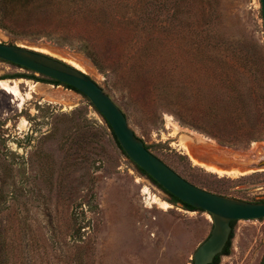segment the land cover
<instances>
[{"label":"rangeland","instance_id":"1","mask_svg":"<svg viewBox=\"0 0 264 264\" xmlns=\"http://www.w3.org/2000/svg\"><path fill=\"white\" fill-rule=\"evenodd\" d=\"M104 1L96 30L0 26V41L91 75L190 182L264 200L261 0ZM1 79L20 94L0 88V264H192L208 212L143 174L81 92L2 59ZM216 264H264V218L237 221Z\"/></svg>","mask_w":264,"mask_h":264},{"label":"water","instance_id":"2","mask_svg":"<svg viewBox=\"0 0 264 264\" xmlns=\"http://www.w3.org/2000/svg\"><path fill=\"white\" fill-rule=\"evenodd\" d=\"M264 20V0H261ZM0 59L66 83L84 94L107 120L125 154L166 191L210 214L212 229L193 253L192 264H213L223 253L233 230L232 222L264 218V202L240 199L204 189L176 172L155 155L129 125L121 107L84 70L33 47L0 41ZM264 166V155L257 163Z\"/></svg>","mask_w":264,"mask_h":264},{"label":"trees","instance_id":"3","mask_svg":"<svg viewBox=\"0 0 264 264\" xmlns=\"http://www.w3.org/2000/svg\"><path fill=\"white\" fill-rule=\"evenodd\" d=\"M64 1L66 0H0V26L10 32L19 31L26 35L30 33L41 35L46 33V30L54 31L57 26L63 30L70 29L75 27L78 20H80L84 27L92 26L93 30H96V28L100 26L103 11L106 6V2L104 0H79L80 3H75L77 0H74V5H70ZM87 42L93 48H98L96 42ZM51 82L63 84L66 87L75 89L72 86L53 78H51ZM104 120L110 129V134L114 138L117 146L121 149L122 153L126 155L121 148L111 126L106 119ZM137 167L143 174L149 176L153 181H155L146 171H144V169L138 165ZM155 182L159 184L157 181ZM159 186L161 185L159 184ZM166 192L170 194L174 203H180L186 209L199 210L181 201L168 191ZM258 202H264V200H259ZM236 222L237 221L232 222L233 230ZM233 230L223 253L215 257L213 264H216L219 261L220 256L228 251V246L233 236Z\"/></svg>","mask_w":264,"mask_h":264},{"label":"bare ground","instance_id":"4","mask_svg":"<svg viewBox=\"0 0 264 264\" xmlns=\"http://www.w3.org/2000/svg\"><path fill=\"white\" fill-rule=\"evenodd\" d=\"M74 66H75V64H74ZM0 88H2L3 90H5L8 93H12L14 96H19V94H20V88H19L18 82H14V84H10L9 81L1 79L0 80ZM161 207L166 209V208L170 207V205L167 202L162 201Z\"/></svg>","mask_w":264,"mask_h":264}]
</instances>
